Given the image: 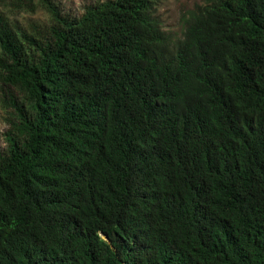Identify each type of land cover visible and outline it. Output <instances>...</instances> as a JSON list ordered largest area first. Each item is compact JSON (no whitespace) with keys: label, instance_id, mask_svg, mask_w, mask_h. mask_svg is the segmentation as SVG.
<instances>
[{"label":"trees","instance_id":"trees-1","mask_svg":"<svg viewBox=\"0 0 264 264\" xmlns=\"http://www.w3.org/2000/svg\"><path fill=\"white\" fill-rule=\"evenodd\" d=\"M158 1L0 0V264H264V0Z\"/></svg>","mask_w":264,"mask_h":264},{"label":"rangeland","instance_id":"rangeland-1","mask_svg":"<svg viewBox=\"0 0 264 264\" xmlns=\"http://www.w3.org/2000/svg\"><path fill=\"white\" fill-rule=\"evenodd\" d=\"M61 8L62 12L71 17L81 16L86 7L95 5L97 0H54ZM107 1V0H104ZM205 0H159L155 10L156 17L163 24L166 31L180 32L183 26L181 16L183 11L194 9L196 6L204 5ZM0 10L3 7L0 6ZM17 22L27 27L31 24H47L48 16L44 10L39 9L37 13L22 12L17 16ZM5 111L0 104V151L6 146V133L9 131L7 122L4 120Z\"/></svg>","mask_w":264,"mask_h":264},{"label":"clouds","instance_id":"clouds-1","mask_svg":"<svg viewBox=\"0 0 264 264\" xmlns=\"http://www.w3.org/2000/svg\"><path fill=\"white\" fill-rule=\"evenodd\" d=\"M105 240H107V238L104 237Z\"/></svg>","mask_w":264,"mask_h":264}]
</instances>
